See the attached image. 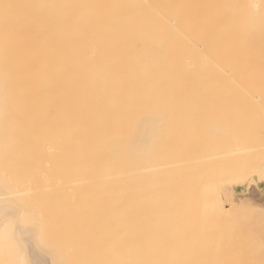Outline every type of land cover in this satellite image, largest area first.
<instances>
[{"label":"bare ground","instance_id":"6f19581e","mask_svg":"<svg viewBox=\"0 0 264 264\" xmlns=\"http://www.w3.org/2000/svg\"><path fill=\"white\" fill-rule=\"evenodd\" d=\"M0 1V229L26 260L54 264L13 178L59 158L104 175L109 264L249 263L259 213L218 191L264 187V0Z\"/></svg>","mask_w":264,"mask_h":264},{"label":"rangeland","instance_id":"374dc122","mask_svg":"<svg viewBox=\"0 0 264 264\" xmlns=\"http://www.w3.org/2000/svg\"><path fill=\"white\" fill-rule=\"evenodd\" d=\"M199 115L201 114L199 113ZM209 115L211 114L209 113L208 116ZM198 117L199 116L197 115L196 118ZM196 120L197 119H195L194 122H196ZM200 120H201V116H200ZM203 120L200 122L205 121ZM192 121L189 124H192ZM199 121H197V125L196 123L194 125L198 127L200 125ZM210 123L208 122V124L201 125V127L202 126L205 127L206 125L207 126L209 125V127L206 126L205 130H207V128H211L210 126L215 124L213 122H212L213 124H210ZM194 125L192 124L193 130H195L194 127H196ZM190 126L188 127V130L189 128H191ZM203 128H201L200 131ZM204 132H207V131H204ZM198 135H200V133H198ZM203 135L205 136L204 133ZM206 135L208 136V134ZM194 137H197V136H195L194 134ZM191 138L192 137L190 136V139ZM208 138L210 137H207V139ZM202 141H203V138H202ZM196 145L198 146V143ZM200 145L201 144H199V146ZM196 148L199 149L198 147ZM208 150L211 151L210 149ZM202 154H204V152ZM57 159L56 161H54L55 159L54 160L52 159L53 162H50L51 164L48 163L47 165H46V162H40L39 165H37L36 167H33L35 168L34 170L35 174L34 173L29 174L25 170L26 172L25 171L20 172L21 174L18 173L19 175L16 174L14 175V178L12 177L14 180H16L15 182L18 181L17 182L18 184L19 183L22 184L25 181H26L25 183L28 182V187H29L28 189H29L31 199L29 197L30 200L28 201L30 202L26 201L27 202L26 204L27 205L28 203L31 204V206L29 207L31 208L30 209L31 213L30 214L24 213L25 216L26 214H28L27 215L28 217L26 216L28 219L24 217V219H26L25 222L28 221L29 223L28 222L26 223H28L30 227H33V232H34L33 235H34L35 242L39 246L43 247L49 253V255H51V257H53L54 264H109V244H108V237H107L108 236V230H107V227H108V208L107 207L108 206L106 202L107 200L106 199L107 197L106 189L107 188L103 180L101 181V179H104V175L98 172L96 173L93 172L89 174L90 173L89 167H83L79 170V173L77 175H79L78 177L88 178V180L86 182H84L85 179L83 181L81 180L84 183L80 185L73 184L72 182L76 180L78 177L75 178L74 176H67L66 174L60 173L59 166L61 164H58ZM61 161L62 159L59 161V163ZM28 163L26 165H28ZM79 164L80 166H82V162H80ZM42 165H44L43 167L45 169L42 168ZM38 167L39 169L36 170ZM199 167L201 168V166ZM195 168H194L195 173L197 172L199 173V170L197 171L198 168H196V170ZM202 169L205 170V167H202ZM206 172L207 171H205V173L201 172V174L204 173L205 175L203 176L205 177ZM201 176L199 177V179L201 178ZM203 176L202 178H204ZM207 177L209 176H206L205 178ZM196 178H197V174H196V177H194V179ZM215 178L212 177L213 180ZM197 180L198 179H196V181ZM215 180L212 182L216 184ZM12 182L14 183V181ZM212 182L210 184H212ZM215 184H213L214 187H215ZM197 185H201V184H198L197 182V184L195 183V186ZM245 185H243V188L245 186L244 189H242L241 187L240 189H236V191L231 190V189H226V188H220L219 182L217 183L216 187L218 188L219 186V189H221V191L220 192L218 191V193L222 195V197L225 200V204L227 206L229 204V203L227 204V202H233V201L234 203L236 202L235 203L236 204L235 208L237 211L236 214L240 215V216H237V219H240L241 217L243 219L245 216H247L244 214L245 213L244 211L246 212L249 211L250 213H255V214L259 213V215H257L258 217L253 216L255 219L260 218L258 219L259 221L257 220L258 222L256 220L254 221V219L252 220V217H250L251 219L247 218L248 220L245 218L244 221L246 223L243 224L246 226L247 229H249L248 226L250 225L249 226L250 229L255 228L254 230L253 229L252 230L256 231V233H259L254 238L246 240V244H248V248L249 249L253 248V251L251 252L248 251L246 255L249 259L248 260L249 263H246V264H256V263H259V260L256 261L257 259L256 260L254 259L255 258L259 259L262 255L264 256V253H263L264 247L263 248L261 247L262 245L264 246V239L261 240V238H264V224L261 223L262 226H260L261 224H259V222H262L264 218L262 217L261 219V216H260V214L264 213V187H260L257 184H255L253 179L249 180ZM16 186L13 185V187L11 188L9 187V189L5 191L6 193H8V191L11 192L8 195L10 196V198L12 199L17 198V200L20 201L19 197L21 196L18 197L17 194L15 193V190L17 189ZM210 187L208 189L212 188ZM197 188H200V186L199 187L197 186ZM197 188H196V192H197ZM192 190H191V194L189 195H193ZM214 190H213V194H214ZM210 191H212V189ZM193 192L195 193L194 190ZM200 193H201V189H200ZM193 198L194 197L192 196V199ZM11 203L13 204L14 201L9 202V204ZM260 211L261 212L263 211V212L261 213ZM249 220L250 221L252 220V222H250ZM251 224L253 227L251 226ZM254 247L257 249V251L256 249H254ZM259 249L262 250V254H261V250ZM263 256L262 258H264ZM262 260H261V264L264 263V261ZM0 264H30L25 258L23 246L19 243V241H17V239L14 236V227L12 223L10 222H7L3 226V228L0 229Z\"/></svg>","mask_w":264,"mask_h":264},{"label":"clouds","instance_id":"9594fccd","mask_svg":"<svg viewBox=\"0 0 264 264\" xmlns=\"http://www.w3.org/2000/svg\"><path fill=\"white\" fill-rule=\"evenodd\" d=\"M255 7V6H254Z\"/></svg>","mask_w":264,"mask_h":264}]
</instances>
